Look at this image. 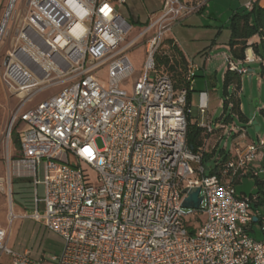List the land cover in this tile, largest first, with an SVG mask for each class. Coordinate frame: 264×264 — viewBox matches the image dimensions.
Returning a JSON list of instances; mask_svg holds the SVG:
<instances>
[{
	"label": "built area",
	"instance_id": "2783aa9c",
	"mask_svg": "<svg viewBox=\"0 0 264 264\" xmlns=\"http://www.w3.org/2000/svg\"><path fill=\"white\" fill-rule=\"evenodd\" d=\"M163 1L130 40L133 25L118 9L127 0H26L3 72L20 98L9 130L10 136L14 123L22 124L19 152H7L0 191L10 202V224L28 217L64 238L52 264H264V191L236 189L246 176L264 182V141H246L241 128L233 137L234 158L207 172L204 151L187 143L188 94L201 66L189 60L188 85L177 89L156 63L173 27L207 0ZM141 39L145 68L128 93L122 85L136 73L130 53ZM260 59L225 56L241 76L249 72L246 64ZM54 85L58 92L23 111ZM207 109L201 92L198 123L212 131L219 124L213 126ZM15 179L35 185L29 213L14 209ZM195 187L203 200L190 223L183 201L185 189ZM11 236L0 224V264H47L30 250L11 248Z\"/></svg>",
	"mask_w": 264,
	"mask_h": 264
},
{
	"label": "rangeland",
	"instance_id": "374dc122",
	"mask_svg": "<svg viewBox=\"0 0 264 264\" xmlns=\"http://www.w3.org/2000/svg\"><path fill=\"white\" fill-rule=\"evenodd\" d=\"M10 1L0 0V29ZM25 3L26 0L17 1L9 23L0 36V177L5 176L6 173L8 150L14 155L19 152L18 135L22 124L14 123L10 136L9 130L16 109L20 104V98L10 91L4 83L3 72L7 52L17 43V30L26 10ZM163 4V0H127L125 4H118L121 15L133 24L130 31V40L135 38L149 24L150 15L161 9ZM244 6L243 0H207L206 10L202 14L204 16L195 13L196 16H200L196 26L185 29V25L179 23L173 27L171 33L180 41L190 60L203 68L201 73L195 77L197 82L194 84L195 87L192 92L193 114H191L193 121L199 119L201 91H208L209 102L206 116L213 126L217 122L220 123L219 127H214V129L220 131L219 134L223 135L219 141L220 148H226L228 152L234 146L233 137L235 132L241 128L244 129L248 140L264 141V81L260 76L262 58L247 65L249 72L241 77V89L236 92L241 102L242 111L250 118V121L244 122L239 116H232L231 108H225V101L228 96L235 93V85L231 84L228 87L224 81V74L228 69L224 54L233 58L229 45L231 38L230 17L235 10L242 9ZM130 57L136 73L122 85L128 93H132L134 83L142 75L145 68L146 45L144 39L139 40L138 45L131 50ZM170 74L172 75L171 72ZM178 76L181 77L180 74ZM59 89L60 87L54 85L39 91L23 111L55 94ZM230 118L232 119L230 120ZM255 120L260 126L259 130L253 124ZM215 136L212 137V140L205 142L204 147L210 151L215 144ZM97 144L100 148L104 146L101 138L97 140ZM217 156L218 154H216ZM212 165L213 162H208V168ZM40 178H43V174L40 175ZM255 183V177L246 176L243 182L237 185V189L239 193L250 194L258 189ZM38 191L40 196H43L44 186L39 185ZM34 198L35 185L32 180L15 179L13 181L14 209L18 214L31 212L35 207ZM9 209L8 196L0 191V224L7 229H12L11 248L18 252L30 250L34 258H44L47 264H52V258L59 255L64 247V238L49 230L42 223L28 217H20L13 224H10L7 216ZM184 212L187 214L190 223H193L198 217L191 214L192 208H184ZM201 219L206 220V215L202 214ZM257 229L255 236L261 238L260 227L257 226ZM3 262L8 263L9 258L5 256Z\"/></svg>",
	"mask_w": 264,
	"mask_h": 264
},
{
	"label": "trees",
	"instance_id": "16d2710c",
	"mask_svg": "<svg viewBox=\"0 0 264 264\" xmlns=\"http://www.w3.org/2000/svg\"><path fill=\"white\" fill-rule=\"evenodd\" d=\"M230 30H231V38L229 41L230 49L233 58L239 60L244 59L246 56V51L248 47L252 46L254 52L259 55L263 62L261 63L260 76L264 81V6H261L258 1L255 2L253 8L248 10L244 8L240 11H236L233 13L230 19ZM258 35L260 37V41L256 43L249 44V40ZM157 67L164 73L169 74L174 82L177 89H181L188 85L186 81V68L188 64V60L179 47L178 43L173 38H168L165 41L164 50H162L156 58ZM181 73H180V71ZM172 73V75L170 74ZM179 72V73H178ZM176 73V74H175ZM181 75V77L178 76ZM224 81L226 86H230L231 84L235 85V93L228 96L225 101V108L230 107L232 111V116L237 115L244 122H249L250 118L247 117L241 108V102L236 92L241 89V75L235 71L230 70L229 68L226 70L224 75ZM192 89L189 90L188 94V106L190 105V93ZM189 124L187 130V143L189 147L193 151H199L202 149L204 151V159L203 163L208 169V162L211 158H214L215 164L214 168L209 167L208 173H214L218 168L232 160L234 158L233 150L231 149L229 152L226 148H220V136L219 132L215 129L209 131L206 127L200 126L198 122H193L191 120V116L189 115ZM232 118H230L231 120ZM217 124H220L217 122ZM219 134V135H218ZM216 135V136H215ZM217 139L216 144L212 151H206L205 142L208 141L211 137ZM19 139V138H18ZM19 141V140H18ZM216 154L218 156L216 157ZM215 156V157H214ZM218 167V168H215ZM257 185L260 189L256 192H263L261 190V182L257 181ZM46 227V226H45ZM190 232L194 233V228H190Z\"/></svg>",
	"mask_w": 264,
	"mask_h": 264
},
{
	"label": "crops",
	"instance_id": "0c3cea01",
	"mask_svg": "<svg viewBox=\"0 0 264 264\" xmlns=\"http://www.w3.org/2000/svg\"><path fill=\"white\" fill-rule=\"evenodd\" d=\"M184 1H187V2H192V1H196V0H184ZM249 0H243V4H246L247 2H248ZM258 2H259V4L261 5V6H264V0H257ZM245 8V6L242 8V9H244ZM119 9V8H118ZM242 9H237V10H235L234 12H236V11H240V10H242ZM160 10V9H159ZM158 10V11H159ZM206 10V2H205V4L203 5V7H202V9L199 11V12H197V14H200L201 16H204V15H202L203 13H204V11ZM158 11H156L155 13H157ZM120 12V11H119ZM233 12V13H234ZM152 15H154V14H151L150 15V18H151V16ZM233 15V14H232ZM231 15V16H232ZM230 19H231V17H230ZM199 20H200V16L198 17V16H196V14L194 13V14H192V15H190V16H188L185 20H183L180 24H182V25H185V29L187 28H192V27H194V26H196V24H198V22H199ZM133 25V24H132ZM170 38H173V39H175V41L178 43V45H179V47L182 49V51L184 52V54H185V56H186V58H187V60L189 61L190 60V58L188 57V55L186 54V52L184 51V49L182 48V46H181V43H180V41L178 40V39H176L175 37H174V35L173 34H171L170 35ZM260 41V37L258 36V35H256V36H254V37H252L250 40H249V44L251 45L252 43H256V42H259ZM231 50V49H230ZM246 53H249V54H256L255 52H254V49H253V47L252 46H250V47H248V49H247V51H246ZM225 56H226V54H224ZM235 59V58H234ZM235 60H237V59H235ZM254 62H256V61H254ZM254 62H252V63H254ZM252 63H248V64H246V66L247 65H250V64H252ZM202 67H201V70L198 72V74L199 73H201V71H202ZM225 75V74H224ZM243 76V75H242ZM241 76V77H242ZM197 81L196 80H194V82H193V87H192V91H191V93H190V105H191V108H192V104H191V102H192V92L194 91V84L196 83ZM201 92H206L207 93V98H208V102H209V93H208V91H201ZM192 114H193V109H192ZM192 114H191V120L193 121V116H192ZM199 121V119L198 120H196V121H193V122H198ZM220 136H223L222 134L220 135ZM213 138L211 137V139H209V140H212ZM216 141H217V139H215V144H216ZM246 141H250V140H246ZM210 144V143H209ZM215 144H214V146H215ZM220 144V143H219ZM214 146H213V148H214ZM206 149V151H209L210 152V150L208 149V148H205ZM213 150V149H212ZM211 150V151H212ZM232 150H233V148H232ZM209 162H213V165L211 166V167H213L214 168V164H215V161H214V158L212 157L211 158V160L209 161ZM254 166L255 167H258V166H260V164L259 163H255L254 164ZM215 168H218V167H215ZM209 169V168H208ZM243 179H244V177L243 178H240V179H238L237 180V182H236V189H237V185L241 182H243ZM257 181H260L258 178H256V183H255V185H256V187L258 188L257 189V191L260 189V187L257 185ZM261 182V187H262V189L261 190H264V182H262V181H260ZM237 193L238 194H244V192H241V193H239V191H238V189H237Z\"/></svg>",
	"mask_w": 264,
	"mask_h": 264
},
{
	"label": "water",
	"instance_id": "95a60500",
	"mask_svg": "<svg viewBox=\"0 0 264 264\" xmlns=\"http://www.w3.org/2000/svg\"><path fill=\"white\" fill-rule=\"evenodd\" d=\"M8 16V13H6V16ZM254 125H256V129L259 130L260 126L257 123V120L253 122ZM201 188L195 187V188H186L185 192L188 194V196L183 201V207L185 208H192V209H199L201 207V203L203 200V197L200 195Z\"/></svg>",
	"mask_w": 264,
	"mask_h": 264
},
{
	"label": "bare ground",
	"instance_id": "6f19581e",
	"mask_svg": "<svg viewBox=\"0 0 264 264\" xmlns=\"http://www.w3.org/2000/svg\"><path fill=\"white\" fill-rule=\"evenodd\" d=\"M17 1L18 0H11L10 1L9 7H8V10H7L8 16L5 17V19L3 20V23H2V26H1V29H0V35L3 34L4 30L7 27V24L9 23V19H10L11 15L14 12V9H15V6L17 4Z\"/></svg>",
	"mask_w": 264,
	"mask_h": 264
}]
</instances>
